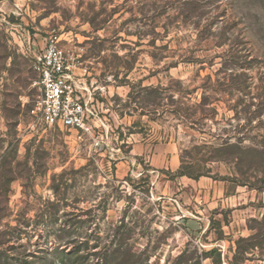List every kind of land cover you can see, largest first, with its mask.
<instances>
[{"label": "rangeland", "instance_id": "1", "mask_svg": "<svg viewBox=\"0 0 264 264\" xmlns=\"http://www.w3.org/2000/svg\"><path fill=\"white\" fill-rule=\"evenodd\" d=\"M187 2L0 0V264H97L115 246L113 264H233L264 231V175L208 161L227 138L264 147V0ZM52 33L95 91L99 151L33 121ZM162 150L179 169L152 162ZM241 258L264 264V246Z\"/></svg>", "mask_w": 264, "mask_h": 264}, {"label": "built area", "instance_id": "2", "mask_svg": "<svg viewBox=\"0 0 264 264\" xmlns=\"http://www.w3.org/2000/svg\"><path fill=\"white\" fill-rule=\"evenodd\" d=\"M34 49L36 79L33 86L37 96L31 110L33 121L45 128L74 131L80 138L89 139L91 147L99 151L103 137L94 129V121L104 122L93 105L96 94L85 87L74 72L76 66L64 39L52 33L44 39L42 47Z\"/></svg>", "mask_w": 264, "mask_h": 264}, {"label": "trees", "instance_id": "3", "mask_svg": "<svg viewBox=\"0 0 264 264\" xmlns=\"http://www.w3.org/2000/svg\"><path fill=\"white\" fill-rule=\"evenodd\" d=\"M203 1L206 0H192V2H187L184 6H188L190 8H193L194 6H197L196 3L200 4ZM230 76L231 80H233L234 73H231ZM244 75V74H243ZM240 85L237 87L239 88ZM240 103H238L239 105ZM246 139L238 138L236 140H233L232 138L223 139L219 143L211 144L209 151V162H225V163H233L237 169V172L240 176L245 177L248 172L253 171L255 173H260L264 175V165H263V158L264 157V147H260L258 144H252L250 147H245ZM263 148V149H262ZM248 158V159H247ZM261 158V161H258V159ZM191 167L184 168L181 167L180 170L177 173L178 177H188L190 179L197 180L202 176H206L204 174H195L189 171ZM245 186H248L245 184ZM253 189L258 190L259 192L262 191L261 188L253 187ZM237 252L236 256L234 257L233 264H244L245 260L242 259L241 256L248 253L251 250L254 249H261L264 246V231L261 229L257 230V234L253 235L249 238H241L237 241ZM121 249H118V246L113 247L112 249H105L104 252L99 256L98 263L97 264H113L114 260H109L111 256H113L114 253L120 252ZM80 249H76L73 252L67 253V259H73L75 258H82L80 254ZM211 254H217L218 258L221 257V254L217 250H213ZM97 255V254H96ZM119 255H124L119 254ZM134 257V256H133ZM6 260L4 259V264ZM10 264V263H8ZM119 264H138V262L134 261L133 259H125L122 257V261Z\"/></svg>", "mask_w": 264, "mask_h": 264}, {"label": "crops", "instance_id": "4", "mask_svg": "<svg viewBox=\"0 0 264 264\" xmlns=\"http://www.w3.org/2000/svg\"><path fill=\"white\" fill-rule=\"evenodd\" d=\"M148 150H150L149 152H151L150 147L147 146L146 144H144L142 146L135 147L134 154L136 156H138L139 154L142 155L144 153L145 157H147ZM170 154L172 155L171 158L169 157ZM151 159H152V157H151ZM152 162L156 163V166L158 168H165L166 167V169H168L169 167H171L173 169H175V168L179 169L178 159L175 156L174 152L171 150L158 151V154L155 155L154 159H152Z\"/></svg>", "mask_w": 264, "mask_h": 264}]
</instances>
